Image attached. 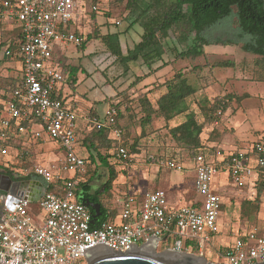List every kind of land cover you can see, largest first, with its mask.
Returning a JSON list of instances; mask_svg holds the SVG:
<instances>
[{
    "label": "built area",
    "instance_id": "obj_1",
    "mask_svg": "<svg viewBox=\"0 0 264 264\" xmlns=\"http://www.w3.org/2000/svg\"><path fill=\"white\" fill-rule=\"evenodd\" d=\"M92 11H99L98 6L86 11L81 0H0V20L18 23L23 29L18 52L22 75L0 110V168L22 178L34 173L62 191L46 189L37 206L29 197L0 193V264H87L84 250L98 242L126 251L129 243L141 245L154 233L160 237L158 245L164 240L167 249L192 252L193 244L186 243L193 242L203 255L209 244L216 246L222 231L219 219L224 200L215 187L217 176L226 172L240 189L252 187L264 176V135L244 149L217 147L209 155L200 152L193 157L194 186L201 195L196 203L171 204L161 188L127 191L114 202L116 219L93 227L91 208L77 199L79 183L88 175L87 161L77 151L79 106L67 103L64 88L70 75L54 58L63 46L82 45L83 23ZM85 119L88 128L108 129L111 138L122 140L124 128L117 107H108L102 117L89 112ZM14 140L23 144V150L14 146ZM49 141L58 142L63 154L47 166L28 143ZM10 154L13 158L5 159ZM117 156L133 161L123 145L118 146ZM20 160L27 165L18 166ZM166 164L180 171L185 168L178 160ZM221 256L219 264L264 262V228L236 233Z\"/></svg>",
    "mask_w": 264,
    "mask_h": 264
},
{
    "label": "rangeland",
    "instance_id": "obj_2",
    "mask_svg": "<svg viewBox=\"0 0 264 264\" xmlns=\"http://www.w3.org/2000/svg\"><path fill=\"white\" fill-rule=\"evenodd\" d=\"M81 1L86 11L91 10L95 3H97L99 9L94 19L90 16L83 23L85 26V29H83L87 34L91 31L92 33L98 31L100 34L119 33L124 52H127L128 48H132L141 40L143 30L138 23L130 26L133 16L128 15L126 0ZM3 23L6 25L0 23V42L10 43L11 40H14V36L11 34L12 28L17 23L11 24L7 20H3ZM75 27V24L72 25L73 30L76 29ZM178 34L179 31L172 32L165 39V54L162 60L154 63L152 67L142 61L130 63L129 70L116 61V57L98 38L92 39L86 45L70 44L62 47L67 52L63 62L75 65L80 69L77 74L75 89H72L69 84H66L64 88L67 103L70 105L71 101H76L81 107L93 108L90 111L100 117L105 114L108 107H117L120 112L119 121L124 128V139L129 143L134 140L138 141L137 152L132 153L133 161L115 163L116 169H119L118 177L112 185V194H105V204L109 207H114L116 198L124 192L144 193L157 187L167 190L169 194L172 192V186L184 190L187 194L182 200L178 201L180 205H190L192 202L191 196L201 198V195L196 193L194 189L193 181L196 171L193 158L190 157L187 149L172 139L169 132L172 126H176L184 118L183 115L170 122H167L163 116L157 115L151 123L144 126V132H142L143 124H141V120L144 113L140 103L135 99L138 93L148 92L149 98L155 103L161 93L166 91L164 82L172 78L179 70H186L189 83L194 86L197 92L199 91L190 98V103L200 120H205L201 106L209 105L215 99L220 88L225 89V92L230 90L239 93L249 92L251 96L245 101L244 111L240 115H236L235 118L238 121L241 119L240 132L248 135L250 139L254 137L257 139L261 134H264V80L257 79V72L255 71L257 55L245 50L242 44L237 42V40H241V37L239 36L236 17L221 22L207 32L206 36L209 41L205 44L207 57L204 55L196 58L178 57L179 51L186 49L188 44L192 43V38L185 43H181ZM219 38L234 41L218 42ZM8 49L9 46L4 45L2 53H5ZM223 58L236 60L238 67L234 69L208 66L196 73L189 71L195 65H204L206 60H209L212 65ZM2 64L0 71L1 85H10V79L3 76L8 74L9 71L13 76L20 77L22 75V62L20 60L4 61ZM9 66L11 68H8ZM139 77L141 78L139 84L133 85ZM3 97L1 94L0 99L3 100ZM78 110L81 111V108L78 107ZM227 112L225 111L221 116L222 121L225 123L229 121L230 111ZM77 122L79 132L81 131L79 130L80 115H78ZM208 124L210 122L206 125ZM255 131H257V134H255ZM84 134L85 131H82L79 135L83 137ZM221 136H224V139L220 137L213 139L211 142L215 143L214 145H223L227 143L229 138L232 140L235 138L231 132L222 133ZM31 145V143H28L32 153L37 155L39 159L42 160L43 155H45L47 159L45 164L54 165L63 154L58 147L59 143L56 141H49L35 146ZM246 147L247 144L244 142L240 145L241 149ZM80 149L81 146L77 143V151L80 152ZM100 151L105 154L107 150L102 148ZM81 156L87 158L89 154H81ZM10 158H13V154L8 155L5 159ZM168 160L183 162L185 165L184 170L180 171L168 167L166 164ZM111 163H114V161H111ZM98 172L100 174L93 182L102 185L105 182L108 168L100 165ZM91 175L92 173L88 172L86 179ZM100 175H103V177ZM216 184L218 185L216 190L222 194L225 206L219 219L222 231L217 236V248L215 245L209 244L203 251V255L209 262L219 264L222 260L221 250L235 239L238 231L242 232L260 227L263 224L264 213L262 212L254 222L240 219L241 200L245 197L254 196L255 190L238 188L226 172H221L217 176ZM113 219H116V217ZM113 219L110 218L109 221ZM165 249H167V244L163 240L159 243L158 250L163 251ZM190 251L193 253L198 252L194 247H191Z\"/></svg>",
    "mask_w": 264,
    "mask_h": 264
},
{
    "label": "trees",
    "instance_id": "obj_3",
    "mask_svg": "<svg viewBox=\"0 0 264 264\" xmlns=\"http://www.w3.org/2000/svg\"><path fill=\"white\" fill-rule=\"evenodd\" d=\"M93 1L98 2V0ZM126 9L129 12L128 15L133 16L130 26L138 23L143 30L141 40L132 48H128L127 52H124L120 34L116 32L100 34L98 31L93 33L91 31L88 34L86 33L82 45L98 38L116 57V61L124 65L127 70H129L130 63H138L139 61L152 67L154 63L163 59L165 39L172 32L179 31L178 39L181 43H185L192 38V43L188 44L186 49L179 51L178 57L196 58L200 55L207 57L205 49V44L209 42L206 36L207 32L221 22L236 17V24L241 37V40H237V42L241 43L245 50L257 55L255 60L257 79L264 80V0H126ZM97 12L92 11L90 16L94 19ZM77 32L80 33L79 30ZM11 34L14 36V40L9 43L11 52L8 57L19 60L21 57L18 52L23 38L22 26L17 23ZM228 41L234 40L218 39V42ZM5 44L4 41L0 42V53ZM54 58L62 69L69 73V85L72 89H75L77 74L80 71L79 67L65 64L63 62L64 56H59L56 52ZM236 64L234 59L229 58L220 59L212 65L209 60H206L204 65H195L189 71L196 73L208 66L234 68ZM1 65L2 59L0 58V67ZM140 81L141 78L139 77L133 85H138ZM164 85L166 91L161 93L155 103L149 98L148 92H140L135 97L144 113L141 120V124H143L142 132H144V126L151 123L157 115L163 116L167 122L183 115V121L176 126H172L169 132L175 142L189 151L191 158L200 152L209 155L217 148V146H207L202 139L206 124L209 122L211 124L215 117L220 119L230 101L237 100L240 103L244 98L250 96L248 93L240 95L237 92H228L223 96L216 97L211 104L201 106V111L205 117V120L202 121L195 109L191 107L190 98L195 95L197 90L189 83L186 70L177 71L172 78L164 82ZM6 86L0 84V95L5 88L14 87L15 84L10 81V85ZM9 89L11 88L5 89L4 98H7ZM137 142V140H134L129 143L124 139V136L121 141L115 140L111 138L108 129L92 128L83 137L79 136L78 143L81 146L79 154H89L85 159L88 172L92 175L88 179L85 178L80 181L77 191L79 198L77 199L85 201L91 198L101 203L102 215L96 219L93 227H97L102 221L113 219L118 215L117 207H109L102 203L101 199L106 198L105 194H112V185L118 177L119 172L115 163L122 162L117 156L118 146L123 145L128 148L130 153H136ZM13 144L20 151L23 150L21 142L14 140ZM102 148L107 150L105 154L100 151ZM111 161H114V163H111ZM17 165L26 166L27 163L20 160ZM100 165L106 166L108 173L105 176V182L96 191H93L91 183L99 176L98 168H100ZM100 176L103 177V175ZM78 177L81 178L80 175ZM251 188L255 190V194L241 200L239 218L254 222L262 212L264 213V176L262 175L252 187L244 186L241 189ZM47 189L58 193L62 192L53 183H49ZM100 189L103 190L102 193H100ZM224 207L223 203L222 209ZM91 211L93 215V209ZM260 228H264V219ZM247 231L249 230L238 231L237 233L242 234ZM186 244H193V247L197 250L193 242Z\"/></svg>",
    "mask_w": 264,
    "mask_h": 264
},
{
    "label": "crops",
    "instance_id": "obj_4",
    "mask_svg": "<svg viewBox=\"0 0 264 264\" xmlns=\"http://www.w3.org/2000/svg\"><path fill=\"white\" fill-rule=\"evenodd\" d=\"M0 23H2L4 26L6 25L3 23V20H0ZM9 26H12V25H9ZM5 45L9 46V43L7 42ZM56 53L59 56L67 55V52L65 50H63V48L56 50ZM0 58L2 59V62H4V61H8V62L16 61L14 59H10L8 57L7 53L6 52L2 53V51L0 53ZM2 66H3V64L0 67V71H1ZM237 67H238V63L236 64V67H234V69H236ZM8 68H11V66H9ZM3 76L6 77V79H10V81H13L15 86L20 82L21 76L20 77L13 76L10 71L8 74H4ZM0 80H1V78H0ZM4 86L7 87L6 85H4ZM8 88H11L8 91L9 92L8 95H9L11 90L13 89V86H10ZM8 88H5V89H8ZM5 89L3 90L4 92L2 91L3 93H1L3 96H4V93L6 91ZM198 92L196 91V94ZM228 92H237V91L230 90V91L225 92V89L220 88L219 92L215 96V98L218 96H223ZM237 93L240 95L243 93H248L251 96V94L249 92H243V93L237 92ZM250 96H248V97H250ZM248 97L244 98L240 103L237 100L230 101V103L227 106V109L225 110V111H228L227 113H229V111H230L229 121H228L229 123L228 122L225 123L222 121L221 118L219 119L218 117H215L214 120L212 121V123L208 124L205 127L204 133L202 135V139L207 146H217V147H220V148H223L226 150H230V149L232 150V149L240 148V145L244 142L247 144V147H248L251 143H253L255 140H257L258 138H260L261 136L264 135V134L260 133L261 135L257 139H255L256 137H254L253 139H250L248 137V135H245V134L240 132L241 119H239V121H238L237 118H235V117H236V115H240V113H242V111H244L245 101L248 99ZM5 99L6 98H4V97H3V100L0 99V110L3 107V102ZM213 101L214 100H212L211 103ZM73 102L76 103L81 108V111L79 112V115H80V129L79 130H81V131H79L78 133L80 134L82 131H85V135H86L87 132L90 130V128L87 127V122H86L85 116L87 113L91 112L90 109L92 110L93 108H87L85 106L81 107L78 102H76V101H73ZM211 103H209V104H211ZM224 112H223V114H224ZM183 119L179 123H181L183 121ZM213 130H214V132H212ZM228 132H231L234 134L235 138L233 140L231 138H229V140H227V143H224L223 145L221 143H220L221 145H218V144L214 145L215 143L211 142L213 139L220 138V137H223V139H224V136H221V134L222 133H228ZM255 134H257V131H255ZM58 147L60 149V145ZM40 161L44 165L49 166V164H45L47 161L45 155H43L42 160L40 159ZM0 171H6V170H3L0 168ZM118 171H119V169H118ZM6 172H8L13 177L14 180H19V181H14V183L17 182V185H18L17 189H19L20 191H22L23 194H25L29 198H31L33 203L37 206L39 199L43 196L45 190L49 186V183L47 181H45L42 177H40L34 173H32L28 176H24L22 178V177L17 176L13 171H10V169L7 170ZM195 176H194V181H195ZM23 179L24 180L26 179V181H24V182L20 181ZM91 185H92L93 191H96L100 186L98 183L95 184L93 181H92ZM217 186L218 185L215 183V187H217ZM158 188L159 187H157L155 189H158ZM161 189H163V188H161ZM152 190H154V189H152ZM171 190H172V192L170 194L166 190L168 193V196H169L170 203L175 204V205H180V203H178V201L182 200L187 193H185L184 190L182 191V189H180V188L178 189L177 186L176 187L172 186ZM251 190H252V188H251ZM139 193H142V192H139ZM200 199L201 198H195V197L193 198L191 196V200H192L191 204L196 203ZM216 242H217V238H216ZM216 248H217V245H216Z\"/></svg>",
    "mask_w": 264,
    "mask_h": 264
},
{
    "label": "water",
    "instance_id": "obj_5",
    "mask_svg": "<svg viewBox=\"0 0 264 264\" xmlns=\"http://www.w3.org/2000/svg\"><path fill=\"white\" fill-rule=\"evenodd\" d=\"M17 186V182L14 183L13 179L8 177L6 186L1 189L9 195L28 197L17 189ZM84 202L93 209L94 214L91 222L95 224L96 219L102 214L101 203H95L88 199ZM159 238L154 233L141 245L131 242L129 243V249L126 251H116L107 243L98 242L84 250L87 264H215L209 262L202 254L180 252L173 249L159 251ZM258 264H264V262Z\"/></svg>",
    "mask_w": 264,
    "mask_h": 264
},
{
    "label": "flooded vegetation",
    "instance_id": "obj_6",
    "mask_svg": "<svg viewBox=\"0 0 264 264\" xmlns=\"http://www.w3.org/2000/svg\"><path fill=\"white\" fill-rule=\"evenodd\" d=\"M8 177H11V178L13 179V177H12L8 172H6V171H0V193L3 192L1 188L6 186V182H7V178H8ZM14 181H19V180H14V179H13V182H14ZM20 181L24 182V181H26V179H25V180L23 179V180H20ZM100 186H101V185H100ZM100 186H99V187H100ZM102 191H103V190H102ZM102 191H101V189H100V193H102ZM88 200L97 203L96 201L92 200L91 198H88ZM105 201H106V198H102V199H101V202L104 203V204H105ZM91 210H92V209H91ZM101 215H102V214H101ZM101 215H100V216H101Z\"/></svg>",
    "mask_w": 264,
    "mask_h": 264
}]
</instances>
